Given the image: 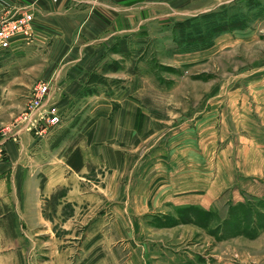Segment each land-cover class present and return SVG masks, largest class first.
<instances>
[{
  "label": "rangeland",
  "instance_id": "374dc122",
  "mask_svg": "<svg viewBox=\"0 0 264 264\" xmlns=\"http://www.w3.org/2000/svg\"><path fill=\"white\" fill-rule=\"evenodd\" d=\"M64 11L73 20L57 23L54 35L78 43L90 32L96 46L101 35L114 33L116 40L107 43L113 59L105 69L92 70L97 86L83 87L89 98L80 94L66 103L58 98L61 119L55 129L41 138L20 135L18 140L33 145L20 170L42 176L48 167L66 169L67 158L77 168L79 145L95 141L97 109H117L118 98L135 87L128 95L137 109L160 121L153 126L152 148L178 139L177 157L190 160L185 170L198 168L203 178L216 162L217 169L224 165V178L236 182L217 196L215 212L141 216L113 213L111 198L65 202L66 188L57 189L38 206L46 225L24 230L20 263L264 264V0H69ZM85 13L103 21L82 20ZM32 42L0 50V132L22 112L32 87L48 81L47 65L56 58L49 53L51 41L40 47ZM99 90L106 100L94 99ZM107 91L114 93L111 99ZM6 137L2 147L10 141ZM125 154L128 163L135 155ZM192 154L199 162L191 163ZM119 157H112L118 166ZM8 161L4 149L0 166ZM127 168L122 183L133 178ZM105 172L88 167L79 180L83 192L100 194L92 185L101 186L95 182Z\"/></svg>",
  "mask_w": 264,
  "mask_h": 264
},
{
  "label": "crops",
  "instance_id": "0c3cea01",
  "mask_svg": "<svg viewBox=\"0 0 264 264\" xmlns=\"http://www.w3.org/2000/svg\"><path fill=\"white\" fill-rule=\"evenodd\" d=\"M68 1L0 0V10L21 7L31 12L33 46L40 47L44 45V42L51 41L49 53L56 58L47 65L46 79H52L53 86L60 88L62 98L60 100L63 103L80 94L84 95V99L89 98L91 93H84L83 87L97 86V82L92 83L93 80L90 77L92 70L102 69L104 64L108 63L107 60L113 59L107 43L112 45L116 40L114 33L106 34L109 35L107 37L101 35L98 38L100 41L96 43L99 45L93 46L94 35L90 32H86L78 43L77 40L71 43V40L65 37L54 35L57 23L73 20L64 11ZM61 9H63L62 13L59 12ZM97 15L99 16L97 13H85L81 19L93 21L95 17L94 21H103L101 16L98 19ZM135 84L137 85V81ZM130 92H136V88L129 90L125 98H118L121 104L117 106V109L110 110L104 107L97 109L96 120L91 131V137L95 141H91L84 147L79 145L75 153L78 160L77 168L69 167L67 158L66 169L55 172V169L50 170L48 167L42 171V176L29 175L24 170H20V166L23 163V154L27 153V148L33 146L32 143L22 137L18 143L9 141L5 144L4 149L9 161L6 165L0 166V264H21L20 257L23 254L25 242L24 230L46 225L38 206L41 199H48L57 189L66 188L63 197L65 202H71L72 197H76L79 204H85L93 197L101 202L105 198H111L113 213L115 211V214H118L122 209L129 215L141 216L146 213H175L185 209L214 211L217 196L235 184L234 179L224 178L226 172L224 165L221 164V169L219 167L217 169L216 162L203 172L206 175L203 178L200 177L198 168L191 172L188 169L185 170L183 168L185 161L190 162V160L177 157L179 146L174 142L178 139L171 143L159 141L152 148L154 145L151 137L155 135L153 126L160 121L154 122L149 111L137 109L134 102L136 99L132 100L128 95ZM97 93L94 99L106 100L100 90ZM106 96L113 97L114 93L107 91ZM199 124L198 120L195 127ZM192 146L193 149L198 148L193 142ZM140 150L143 152L141 153ZM125 152L135 154L129 163L127 158L124 160ZM19 153L20 157L17 156ZM112 153L120 156L119 166L113 163ZM137 154L140 155L137 156ZM128 156L132 157V155ZM171 156L174 158L170 159ZM154 157L156 161L150 163L149 161ZM55 158L52 161H55ZM245 158L246 156L243 157L241 164L242 174H246ZM196 162H199V157L192 154L191 163ZM92 166L95 171H107L100 180L95 182L97 185L100 183L101 186L92 185L100 194L95 191L83 192L81 189L79 180H83L82 175L86 174L88 167L92 169ZM125 167H128L127 171L133 174V178L127 183H122L120 178ZM251 171L254 174L255 169L251 168ZM124 187H126L125 197L123 196ZM48 226L49 223L47 228Z\"/></svg>",
  "mask_w": 264,
  "mask_h": 264
},
{
  "label": "built area",
  "instance_id": "2783aa9c",
  "mask_svg": "<svg viewBox=\"0 0 264 264\" xmlns=\"http://www.w3.org/2000/svg\"><path fill=\"white\" fill-rule=\"evenodd\" d=\"M33 16L23 9L3 8L0 10V50L12 44H27L32 40ZM51 80L38 82L29 92L27 101L18 117L0 132V161L4 151V136L16 142L22 134L41 138L55 129L61 119L59 105L60 88L51 85Z\"/></svg>",
  "mask_w": 264,
  "mask_h": 264
}]
</instances>
